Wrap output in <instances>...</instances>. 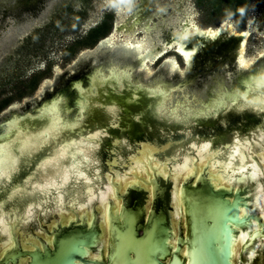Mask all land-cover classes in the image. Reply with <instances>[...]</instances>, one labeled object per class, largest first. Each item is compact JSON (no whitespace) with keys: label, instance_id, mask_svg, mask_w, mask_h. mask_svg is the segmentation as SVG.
I'll list each match as a JSON object with an SVG mask.
<instances>
[{"label":"rangeland","instance_id":"1","mask_svg":"<svg viewBox=\"0 0 264 264\" xmlns=\"http://www.w3.org/2000/svg\"><path fill=\"white\" fill-rule=\"evenodd\" d=\"M19 1L21 0H0V132H2L6 121L10 120L13 115L33 114L40 104L47 102V94L55 91L59 82L64 85L63 78L68 79L76 71L78 72V66L88 62L90 58H93L92 65L102 63L104 64L103 70L106 71L110 65L106 66L100 55L111 53L112 47L118 49L117 47L122 44L123 39L116 37L112 42V47L108 45L101 47L100 42L111 35L112 24L117 20L118 11L128 10L129 4L128 0H42L30 8H12ZM254 1L147 0V10L152 11L154 15L152 21L158 26L160 32L165 31L169 24L180 16L173 10H183L182 12L190 11L192 13L193 23L199 29H216L224 23L226 26H231L236 33H240L247 27L250 19L256 15L253 11L255 10ZM263 1L261 0V2ZM139 40H141V36H137L133 42ZM218 45L216 42L212 44L211 52L213 54L218 49L222 56L226 47ZM245 56L250 64L248 67L240 66L237 63L236 53L233 52L227 56L226 60L216 62L213 69L207 70L199 65L190 72L186 71L182 59L173 51L168 52L164 58L145 69L138 68L132 62L134 60L132 55H120L123 57L122 61L118 60L117 62H120V65L130 64L134 80L146 86L160 82L167 84L170 88L177 89L172 92L171 99L167 102L168 105L187 99L193 108H202L201 103L210 102L219 88L229 91L234 88L243 89V82L249 75L257 72L264 73V30L260 36L248 38ZM169 58L176 60L177 69L169 70L167 63ZM203 59L207 60V57L205 56ZM61 88L58 94L67 97L68 106L72 108V104H75L78 98L77 93L71 91L70 87L63 89V86ZM117 90L116 83L109 81L107 89L103 92L105 97L112 94L110 102L115 106L117 99H121L120 102H128L132 98L146 96L142 90L137 88L136 90L140 91L139 96L129 95L127 97L122 91ZM134 90L132 91L135 92ZM105 97L101 103L96 105L108 108ZM68 115L69 117L74 116L75 110ZM152 116H155L154 111ZM215 117L216 115L209 118ZM230 121L232 122V120ZM222 122L224 127L231 123H228V120H222ZM179 125L174 123L173 128L175 129ZM188 135L191 136V133ZM175 144L178 146L177 158L167 159V162H164L157 157L156 163L164 165L173 161L174 166H181L184 159V156L180 155L181 143ZM212 152L216 153L217 159L220 160L219 151L213 150ZM152 174V186L149 188L168 181L162 178L158 172H152ZM204 174L207 173L204 171ZM206 179L210 181L211 177L207 176ZM134 181L138 182V180ZM136 182L126 184L124 190L126 191L134 185L146 189L145 183L137 184ZM79 186L85 187L84 181ZM95 187L97 186L95 185ZM74 188H76V184L70 188V192H76L77 189ZM98 190L99 188H96V191ZM5 191L6 189L3 188L2 192ZM81 191L86 192L85 189H81ZM203 193V190L200 191V194L197 193L198 197L199 195L205 196ZM149 207L150 204L147 205V208ZM100 208L101 205L97 202L90 205L87 212L83 214L76 212V214L79 213V215L77 214L79 217H86L87 214L92 217L94 211L100 213ZM115 210L112 209L113 212ZM69 212L73 213L72 210ZM139 213V209L125 210L122 214L121 212L116 213L113 219L116 233L121 234L125 229L123 218L124 220L129 219V217H125L126 215L130 216L132 220ZM177 222L178 220L174 218L173 223L176 230ZM100 225L99 230L101 231ZM60 226L65 227L67 224L62 220ZM78 232L79 230L76 231V235ZM22 235L24 234L22 233ZM100 235L101 233H99V242H101ZM74 238L73 242H77V239ZM257 243L262 246L259 242ZM254 250L257 256L250 264H260L264 260L262 258L263 249L255 248ZM240 264H245V262L241 261Z\"/></svg>","mask_w":264,"mask_h":264},{"label":"flooded vegetation","instance_id":"2","mask_svg":"<svg viewBox=\"0 0 264 264\" xmlns=\"http://www.w3.org/2000/svg\"><path fill=\"white\" fill-rule=\"evenodd\" d=\"M215 51L213 54L217 56L221 55L218 49ZM100 56L106 66L110 65L108 68L114 64L121 68H131L128 63L120 65V62H117L118 60L122 61L123 57L116 58L112 53H105ZM92 60L93 58H90L88 62L80 64L78 66L79 71H76L68 79L63 78L64 85L59 82L54 89L55 91L47 94V102L40 104V107L46 103L53 102V99L57 97H63L68 105V98L58 94V91L62 89L61 87L63 86V89L70 87L71 91L77 93L78 98L75 104H72V108H70V106H68V108L70 112L75 110L76 115L79 112L78 105L81 99V91L79 92L78 86L81 84L82 87H80L82 89L89 88L91 85L90 76L92 72L97 68L103 69L104 66L102 63L92 65ZM132 62L135 63L134 60ZM85 69H87V71H85ZM249 77H251V75H249ZM139 83L143 84L141 82ZM155 84L156 82L149 86L151 87ZM241 90L242 92L245 90L244 83L243 89ZM108 96L105 97L107 99L106 104L108 108L97 106V110L92 115L85 113L87 118H85L82 123L83 127L77 129V133L86 136L97 131L105 133L97 141L98 147L94 152L95 163L87 169L91 177L97 181V187L95 188H103L105 190L112 189L111 178L116 173L121 174L127 171L130 172L131 168L136 165L138 159L144 157V152H148V150H152L151 152L154 154L153 158L156 159L158 157L160 161L177 158L178 146L175 143H181L182 151L180 155L184 156L183 161L187 158H191L192 161H194L198 157L195 155L198 151L196 147H193L194 145L200 146L202 144H209L212 147V151H219L222 144H232L231 149H233L238 139L241 142L248 141L249 143L246 144V147H248L245 149V165L250 168L251 165L255 164L257 168L264 170V111L260 109L245 107L243 109L241 108L239 111L237 108L220 115L218 118L199 119L193 121L190 125H179L174 129L173 124H167L164 121L160 123L155 116H152V112L154 111L153 98L141 95L143 97L132 98L131 101L128 102H120L121 99H117V105L115 106L110 102L112 94ZM126 96L129 97V95ZM37 109L33 114H26L34 116ZM109 109H114V111H109ZM13 116L10 120H12ZM222 120H228V123L232 120V122L228 124L227 127H224L225 125ZM8 121H6V123ZM4 131L5 129H3L0 134ZM190 133L191 136L188 135ZM69 138L78 139V135H66L63 136L61 140L66 141ZM53 151L54 148L40 152V154H38L39 152H35L36 157H30L26 164L24 163L20 166L15 175L7 182L6 187H4L6 189L5 195L2 194L3 196L0 197V203H4L7 211L13 213L17 217L21 216L29 205L35 206L32 216L29 218V222L17 225V234H14L19 240L22 249L30 248L31 246L41 247V242L48 244V239L50 238L52 241L53 234H57L59 231L58 229H60L58 223H61L63 220L68 224L70 220L67 219V221L64 218H69V216H73L74 219V214L69 211L72 210L73 212L81 213L79 202L87 203L86 192L81 191V189H85L86 187H80V184H76V188H74L77 189L76 192H70V188L67 189V191L71 193L72 198L78 201L77 206L73 208L65 207L61 209L57 207L56 203H53V196H50V198H42L40 194V198L39 194L33 189L32 185L38 183L43 178L44 173L48 171V169L38 171L37 166L40 165L43 160L47 159ZM192 152L193 154L188 157L187 153ZM132 158H134V160ZM115 161L119 164H115ZM43 170H45V172H43ZM29 177L33 180L27 181ZM195 177L191 180L196 179ZM205 177H207V175H205ZM187 179L182 181V187L189 183ZM169 182L171 190H173L174 183L170 180ZM17 187H23L22 191L17 194L13 200L9 201L8 194H10V190ZM237 187L244 190L250 207L256 208L254 201L258 195H261V189H264V175H258L255 181H240L235 179L232 182V188L236 189ZM2 190H0V193ZM85 190L87 191V189ZM123 192L124 189L121 193ZM33 193H35V196H32ZM150 198H152L151 194ZM108 201L113 202L114 199L108 198ZM95 203L97 202L91 203L89 206ZM150 203L152 204V200H150ZM89 206L84 212H87V209L89 210ZM256 209L258 210V208ZM99 214L101 215V213ZM177 230L176 233H178ZM22 233L24 235H22ZM49 246L52 248L51 243H49ZM21 264H24L23 260Z\"/></svg>","mask_w":264,"mask_h":264},{"label":"bare ground","instance_id":"3","mask_svg":"<svg viewBox=\"0 0 264 264\" xmlns=\"http://www.w3.org/2000/svg\"><path fill=\"white\" fill-rule=\"evenodd\" d=\"M128 3H129L128 10L118 11V17H117V20L113 24L111 35L105 38L104 40H102L100 42V46L103 47V46L108 45L112 47L113 46L112 42L116 37L123 39L122 44L119 47H117L118 49H116L115 47H112L113 51L111 53L116 58H119L120 55L124 56V54L134 56L135 65L140 69L148 68V66H151V65L153 66L160 59L164 58L170 51H173L177 55H179V57L183 61V64L187 72L192 71L195 67L199 65L202 66L203 68H207V70L213 69L216 66L215 64L216 62L226 60L227 56L232 54L233 52L236 53L237 63L240 66L248 67L250 64L245 56V47H246L248 38L250 36H256V37L260 36L264 30V1L261 2V0L254 1L253 6L255 10L253 11L254 13H256V15H254V17L250 19L247 27L240 33H236L231 26H226L224 23L219 25L216 29H209V28L207 30L199 29L193 23L192 13L190 11L182 12L183 10H173L175 11L176 14H179L180 16L175 18L169 24L168 28L165 31L162 30L160 32L158 26L154 24L152 21V18L154 16L152 14V11L147 10V7H148L147 0H128ZM210 32H216V33H219V35L213 37L210 35ZM243 33H247V35H243ZM137 36H141V40L137 42H133L137 38ZM185 37H187V40H185ZM217 41H219L220 43L219 42L217 43ZM215 42L216 44L226 47V51L223 53V55L218 56L221 59L216 57L211 52L210 47ZM177 49H181L182 51H177ZM183 51H190L192 53V56L186 58L182 54ZM205 56L207 57V60L203 59V57ZM167 63L169 65L168 66L169 70L171 71L178 68V64L176 60L173 58L167 59ZM112 67H115L119 70L127 69V67L121 68L114 64L113 66L108 68L106 72L103 71L105 76L110 75V69ZM94 76H95V71H93L92 75L90 76L91 84L93 82ZM260 81H264V73L257 72V73L252 74L251 77L245 79L244 80L245 83L244 82L243 83L246 84L248 87H249V84H251L253 88H256L257 83ZM108 83L109 82H106L102 86L95 88V95L90 97V103L92 107L89 108L85 113H88V115H92L97 110L96 104L100 103L101 100L105 97L103 95V92L104 90L107 89ZM137 84L143 85L144 88H150V86L148 87V86H145L144 84H140L139 82H135L133 79V74L131 70L130 82L122 81L121 85H116V89H118L117 91H122V93L126 95L139 96L140 91L136 90V87H135V85ZM110 85H113V84L110 83ZM155 85L151 87H154ZM80 86H78L79 92L82 89L81 88L82 86L81 87ZM133 89H135L134 90L135 92H132ZM223 92H227L229 94H239L240 97H242L241 104L244 103V95L241 96L242 94L241 88H234L232 91H229L225 88H219L214 98L210 102L201 103L202 108H193L190 104V101L187 99L183 101H178L172 105H168L167 102L168 100H170L168 99L165 102V106L169 110H175L177 116L183 119L186 115L185 108H190L194 112L200 111L206 105L214 104L218 96L221 95V93ZM58 98L60 97L53 99V102ZM247 100L248 101L255 100L256 103H260V101L257 99V92L248 94ZM64 102L65 103L62 104V109L63 108L69 109L65 99H64ZM80 102H81V99L79 101V104ZM47 104H50V103H46L42 107L46 106ZM78 109H79V105H78ZM234 109H237L239 111L241 110L240 107L229 108L225 111H222V113H219L218 115H216V118H218L222 114L227 113L228 111H231V110L233 111ZM153 110L155 112L156 119L160 123H162L163 121L167 124L176 123V122H172V123L166 122V120L163 117L159 116L156 113L155 108ZM69 112L70 111L62 110L61 116L66 122L70 123L76 120L78 113L75 116L69 117L68 115ZM37 115H38V109L33 117H36ZM16 118H20V117H16ZM85 118H87V116H85ZM202 119H206V118H202ZM83 121H81V124L83 123ZM6 124L7 123H5V125L3 126L4 127L3 129L5 130H6L5 128ZM36 126L38 127V125ZM203 145L205 144L196 146L197 151L201 152V155L198 156L194 161H192L191 158H187L183 161L181 166H178V167L172 164L173 161H170L163 165L165 168L164 174H160L158 172L162 178L170 180L171 182L174 183L173 190H171V196L173 197V202H174L173 204L174 209L171 212V219H172V216L177 219H181V223L184 229L186 226L185 218H186V213L188 209V199L191 198V194L186 193L182 188V184H183L182 181L184 179H187L191 176L203 175V172L205 171L207 173L206 175L211 177L210 181H211L212 186L215 189H218L221 187L225 189L229 188L235 179H238L240 181L251 180V179H248L244 173L240 172L241 168L250 169L245 165L246 163L245 149L248 146L246 147V144L244 142H241L239 145L235 143L234 148L231 149L228 160L223 161V162L217 159L216 153L212 152L211 145L206 152L201 151V149L203 148ZM54 147L55 145H46L43 148L36 151V153L39 152L38 154H40V152H43L45 150H48ZM151 151L152 150H148V152L147 151L144 152L145 153L144 157L138 159L136 165L133 168H131L129 175H127L126 178L122 177L120 174L114 175L110 180L112 183V189H106L107 192L103 188H99V190L96 191L95 185L97 184V181L94 180L93 177H91L89 173H88L89 174L88 179L84 180L85 187H86L85 189H87L85 193L86 197L87 195H91L92 197V200L90 203L88 202V199H87V203H85L87 204V207L89 206V204L94 203V202H98L101 205V208L99 209L101 216H102V223L100 225V229H101V236H100L101 242L100 243L104 244L103 253L101 254L103 258H105L111 246L113 245L114 241L116 240L115 238L113 241H111L115 235L113 232L111 233V227H110L111 220H110L109 212L112 211V209L113 210L116 209L115 211L119 212L121 202L117 200V198L115 197L114 189L118 191V188H119L120 190L118 192L120 191L122 192L126 184H131V182H136L134 180H138V182H136L137 184L145 183L147 185L146 189L148 190V198H149L147 199V201H149L150 203V200H152V198H150L151 189L149 188V186H152V182H151V179L153 178L152 172H157V171L149 172L146 166V161L149 158L152 159L153 165L156 164V159L153 158L154 154ZM32 157H36L35 152L33 153ZM132 159L134 160V158ZM67 162L73 163L74 161H72L71 158H69ZM115 164H119V163L115 161ZM170 165H172V167H170ZM15 173L13 175H15ZM29 180H33V179L29 177L27 181ZM9 181L10 179L7 182ZM196 182L197 180L195 179L194 183ZM18 188L22 189L23 187H18ZM37 193L39 194L40 198L41 196L42 198L43 197L50 198V195L41 194L39 192ZM34 194L35 193L31 195L35 196ZM259 196L260 195H258L254 201L256 208L258 205ZM108 198L114 199L112 203L115 205L114 207L115 209L109 207ZM86 208L84 209L80 208V211L82 214L84 213ZM246 210H249V208H246ZM254 211L255 210H252L251 214H253ZM77 214L79 215V213ZM86 217H87L88 223H90L91 218L89 214H87ZM64 219L72 220L73 216H69V218H64ZM261 219L264 220V218L262 217ZM263 226H264V222H263ZM240 230L247 231V228L243 227ZM15 234H17V232ZM183 234H184L183 237H184L185 242H184V245L181 251V257L186 261H190V255H188L187 257L185 256V253H189V245H188V242H186L187 241L186 229L184 230ZM172 240H173V244L171 246L172 248L175 249L176 248V237H174ZM48 241L49 243H51L50 238L48 239ZM3 243H5V241H3ZM243 244L244 243L240 240L238 233L233 231L231 245H230L231 264H240L238 262V259L244 257L243 255L240 257V250ZM253 252L254 251H250L249 256H252ZM172 253L173 251H171V254ZM167 258H170V256Z\"/></svg>","mask_w":264,"mask_h":264},{"label":"snow or ice","instance_id":"4","mask_svg":"<svg viewBox=\"0 0 264 264\" xmlns=\"http://www.w3.org/2000/svg\"><path fill=\"white\" fill-rule=\"evenodd\" d=\"M210 35L215 37L219 33L210 32ZM243 35H247V33H243ZM185 40H187V37H185ZM177 51L182 50L177 49ZM182 54L186 58L192 56L190 51H183ZM94 71L95 76L92 84L89 88L80 90L82 96L76 120L69 123L62 118L61 111H70V109H62V104L65 102L64 98L60 97L53 103L38 108L36 117L29 115L27 118H13L7 122L6 130L0 134V190L6 187L7 181L11 179L21 165L28 161L34 152L46 145H55L54 151L49 155L48 159L43 160L37 166L38 171L42 169H48V171L32 187L41 194L53 196V203H56L57 207L61 209L77 206L78 201L72 198L71 193L67 189L88 179L87 169L95 163L94 152L98 147L97 141L105 134L101 131L87 136L77 133V129L83 127L81 121L85 118V112L92 107L90 97L95 95V88L102 86L106 82L114 81L116 85H121L122 81L130 82L131 79L130 68L119 70L112 67L108 76L104 75L102 68H97ZM135 87L142 90L147 97L153 98V107L156 113L168 123L176 122L180 125H190L193 121L218 115L220 112L233 107L257 108L264 111V81L258 82L256 88H253L251 84L248 87L247 94L257 92V99L260 103H256L255 100L248 101L247 94H245L244 103L241 104L239 94L223 92L218 96L214 104L206 105L200 111L194 112L190 108H185L186 115L183 119L177 116L175 110H169L165 106V102L171 98V93L177 89L170 88L164 83H157L150 88H144L143 85L139 84L135 85ZM109 111H114V109H109ZM71 134L78 135V139L61 140L62 136ZM236 143L239 145L241 141L238 139ZM244 143L248 144L249 142L244 141ZM193 147L196 146L194 145ZM209 147V144H205L201 151L206 152ZM195 155L200 156L201 152L198 151ZM69 158L74 162L68 163ZM146 166L149 172L157 171L160 174L165 172L164 166L160 163L153 165L151 158L146 161ZM240 172L253 181H255L257 175H264V170L257 168L255 164L251 165L250 169L241 168ZM21 191L22 189L18 187L11 189L10 194H8V200H13ZM87 199L90 203L92 200L91 195H87ZM247 206L248 202L243 196L236 198L234 201H228L226 206L221 205V214L225 217L224 226L230 231L237 232L244 244H247L252 236L258 234L261 238H264V226L257 224L251 214V210H246ZM34 207V205H29L24 213L17 217L7 211L3 203H0V239L5 241V243L0 245V261H3L4 264H20L23 251H36L34 247L17 251V245L13 241L17 225L29 222ZM79 207L84 209L87 204L79 202ZM257 208L262 218H264V189H261V195L258 197ZM242 226H247V231L240 230ZM172 244L173 240L171 237L161 238L158 241H154L152 250L163 259L168 255ZM171 250L175 251L174 248ZM188 255L189 253H185L186 257ZM192 256L194 259L200 258L201 251L198 247H193ZM91 258L98 259V257Z\"/></svg>","mask_w":264,"mask_h":264},{"label":"water","instance_id":"5","mask_svg":"<svg viewBox=\"0 0 264 264\" xmlns=\"http://www.w3.org/2000/svg\"><path fill=\"white\" fill-rule=\"evenodd\" d=\"M38 1L42 0H21L12 8H30ZM244 88L245 90L241 96H245L248 93L246 84H244ZM29 115L31 114L14 115L13 118H27ZM231 148L232 144H222L219 149V158L222 162L228 160ZM191 154L193 152L187 153V156L189 157ZM164 162H167V159ZM120 175L126 177L129 172L127 171ZM193 177L195 176L189 177L187 179L189 183L182 187L186 193L191 194V198L188 199V209L185 218L186 242L189 245L190 261H186L181 257L185 242L183 237L185 229L182 226L181 219L176 218L178 220V233H176L173 223L175 217L171 219L174 202L171 196L169 180L162 182L161 185L152 187L150 193L152 204L150 203L151 206L149 208H147V205H149L147 189L134 185L126 189V191L124 190L123 193L114 190L115 197L121 202V205L119 212H109L111 233L113 232L115 235L111 241L115 238L116 240L105 258L101 255L104 244L100 243L98 239L99 233H101L99 225L102 223V216L94 211L90 223H88L86 217H79L74 211V219L70 220L67 226L61 227V223H58L60 229L57 228L59 230L58 233L53 234L52 248L49 243L41 242V247L31 246L36 248L35 252L23 251L22 260L24 264H231L230 245L233 231L224 226L225 217L221 214V205L226 206L228 201H234L241 196L245 197L246 200L248 198L243 189L239 187L233 189L232 184L227 189H215L211 182L206 179L205 174L196 176V183H194L195 179L191 180ZM201 190H203L205 196L199 195L198 197L197 193L200 194ZM4 193L6 191L1 192L0 197L5 195ZM108 204L110 208L115 206L112 202ZM247 208L251 211L255 210L252 216L258 225L263 226L264 220L261 219V213L256 208L250 207L249 204ZM138 209L140 213L135 216V219L131 220L130 216L127 215L125 217H129L128 220L123 218L125 229L121 234H117L113 222L116 213L121 212L122 214L125 210L134 211ZM117 215L120 216L119 214ZM243 227L247 228V226H242L241 228ZM77 230H79L78 235H76ZM168 237L172 239L176 237V248L171 254V246L168 255L161 259L159 254L153 252V243L161 238ZM73 238L77 239V242H73ZM13 241L17 245L16 250H22L20 242L15 236H13ZM257 242L262 244V246ZM2 243L3 240L0 239V245ZM70 243L73 244L71 245ZM193 247L200 249L201 256L199 259L193 258ZM255 248L263 249L262 258L264 259V238H261L259 234L252 236L247 244H243L240 250V257L242 255L244 257L239 258L238 262L242 261L245 264H250L257 256ZM250 251L255 253L253 252V255L249 256ZM98 256V259L91 258ZM169 256L170 258H167ZM0 264H4V262L0 261ZM260 264H264V260Z\"/></svg>","mask_w":264,"mask_h":264}]
</instances>
